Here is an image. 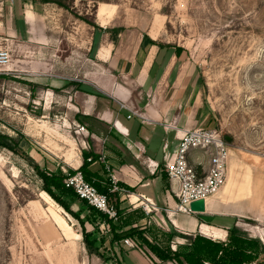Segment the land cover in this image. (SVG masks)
Wrapping results in <instances>:
<instances>
[{"label": "rangeland", "instance_id": "1", "mask_svg": "<svg viewBox=\"0 0 264 264\" xmlns=\"http://www.w3.org/2000/svg\"><path fill=\"white\" fill-rule=\"evenodd\" d=\"M63 1L68 9L44 0H0V48L11 53L0 75V132L15 139L20 153L46 174L76 170L81 155L89 154L84 139L90 134L74 122V91L102 93L75 80L90 65L106 75L113 69L110 61L139 55L148 36L158 44L142 58L151 61L149 83L140 80L142 72L133 81L112 73L139 103L152 91V104L167 111L166 128L216 129L230 148L226 185L238 183L230 202L263 206L264 0ZM45 63L56 68L44 74ZM60 65L68 74L83 70L64 87L51 86L48 79L58 76ZM55 192L86 219L87 207L76 196ZM240 220L241 248L251 251V258H241L248 264L260 252L256 241L261 240L250 232L254 220ZM98 231L111 239L100 225ZM197 236L172 251L187 252ZM100 245L101 258L88 253L80 221L43 190L32 164L0 146V264L122 263L116 245ZM135 248L157 257L148 245ZM134 253L124 264H140Z\"/></svg>", "mask_w": 264, "mask_h": 264}, {"label": "crops", "instance_id": "2", "mask_svg": "<svg viewBox=\"0 0 264 264\" xmlns=\"http://www.w3.org/2000/svg\"><path fill=\"white\" fill-rule=\"evenodd\" d=\"M28 19L32 20L30 12H28ZM141 46L139 55L136 52V55L128 60H121L118 57L110 61L109 64L113 69H109L106 75H99L96 65L94 67L90 65L84 77L75 80L74 78H77L83 69L74 68L73 74H68L66 66L60 65L58 76H50L51 78L48 79L51 86L58 84L59 87H64L73 79L83 84H91L102 93L98 95L96 92H83L84 90L81 89L74 91L76 100L75 109H73L76 112L74 122L84 127L85 132L90 134L89 138L84 139L88 141L89 154L98 156L94 161L93 156L88 158L90 162L88 169L94 175L93 179L99 183H104L105 179L112 181L113 177L116 179L119 189L113 191L112 184L111 193H116L117 196L108 197L115 209L119 207L122 211L118 219L111 218L119 228L117 231L125 233L138 227L145 230L150 241L157 243L161 241L163 234L171 235L170 246L173 250H177L181 245L190 244L198 234L211 240L225 241L228 230L234 226L240 227V219L248 216L256 222V226L250 229L251 234L259 237L264 244V205L254 206L253 204V207L248 208L242 203L232 204L230 199L236 196L238 183L227 184L223 192L220 191L221 193L208 198L204 213L176 211L177 200L163 169L165 164L163 156L166 152L173 156L181 133L176 134V131L166 128V125L162 123V117L167 111L157 109L152 104V91L149 95L147 94L144 102L139 103L137 99H134L129 88L120 81V76L112 73L117 71L123 76L121 79L127 78L133 81L138 79L139 72H142L140 80L149 83L151 61L148 65L149 62L145 64L142 58L148 47L152 50L156 45L148 44L143 48ZM94 64L97 63L94 62ZM42 68H44V74H49L56 66L45 63ZM131 110H137L140 115L128 118ZM167 141L169 147L165 150ZM158 142L162 143L161 146ZM103 155L105 161L100 160ZM83 161L84 158L81 155L76 169L81 167ZM242 191L245 195L248 191L247 184L242 187ZM107 225H109L108 230L104 229ZM100 227L106 232L111 229L110 224L105 221L100 224ZM125 239H131L134 242L137 240L136 236ZM125 239L114 243L119 248L117 254L121 256L122 264L132 252H136L134 256L138 257L140 264H175L173 261H160L157 257L152 259L141 250L125 244ZM107 243L110 244L109 238Z\"/></svg>", "mask_w": 264, "mask_h": 264}, {"label": "built area", "instance_id": "3", "mask_svg": "<svg viewBox=\"0 0 264 264\" xmlns=\"http://www.w3.org/2000/svg\"><path fill=\"white\" fill-rule=\"evenodd\" d=\"M11 53L0 48V75L9 65ZM137 110H131L128 118L139 116ZM84 129V127H80ZM171 129L181 133L173 156L165 153V172L170 182L172 193L175 195L176 211L194 213L190 208L193 201L205 200L217 195L227 183L230 148L221 134L214 128L200 127L193 129ZM169 142L165 143V150ZM100 160L105 161L103 155ZM65 186L75 191L80 200H85L97 210L106 213L110 218L118 219V213L111 204L108 195L100 193L98 189L86 180L81 170L76 169L73 174L67 173ZM112 190H118L115 177L112 179ZM109 229V225L105 226ZM125 244L136 247L131 239H125Z\"/></svg>", "mask_w": 264, "mask_h": 264}, {"label": "trees", "instance_id": "4", "mask_svg": "<svg viewBox=\"0 0 264 264\" xmlns=\"http://www.w3.org/2000/svg\"><path fill=\"white\" fill-rule=\"evenodd\" d=\"M45 2H55L56 4L63 6L65 8H69L63 0H44ZM148 43L158 45L156 41L150 39L146 36L143 40L142 47L147 45ZM0 146L11 150L14 153L21 154V156L28 161L30 164L37 169L38 174L43 182V190L46 191L58 204H60L66 211H68L72 216H74L77 220L80 221L81 228H82V236L83 241L85 243L86 249L88 253L92 255H97L100 258L102 257L101 252L99 251V244L100 246H104L107 242V238L101 237L100 231H98L99 225L102 222H107L110 224V232H111V239L110 244H114L116 241L121 239H125L127 237H134L136 236L137 240L134 242L137 246L148 245L151 251L159 258L161 261H173L176 264H245V260L241 257H248L247 252L244 248H241L242 244V229L238 226H234L228 230L227 239L225 241H215L209 238H204L203 236H197L194 243L192 244V248L189 249L187 252H180L175 251L173 252L170 246V241L172 239L171 235L163 234L161 241L159 243L155 241H150L146 234L145 230L141 228H132L129 231L119 235V228L113 222V219L109 217L108 214L103 213L93 206L89 205L85 200H80L75 193V191L71 188H67L64 183V179L67 175H56V174H46L45 172L41 171L34 161V159L29 156L25 151L20 153V148L17 146L15 139L11 136L3 134L0 132ZM92 157V160L96 159L98 156L96 154L90 153L84 155V161L81 167L78 170H81L84 174L87 181L91 182L100 193L106 194L108 196H117L116 193H111V185L112 181L110 179H105L104 183H99L93 179V174L89 171L88 166L90 162L88 158ZM75 170L70 171L73 174ZM58 190L59 193H69L70 195L76 196V198L83 203L87 207V215L86 219H81L80 216L75 213V211L70 207V205L62 199V197L55 192ZM118 215H121L122 211L119 207H116ZM87 224V225H86ZM92 226L95 231H89L87 226ZM97 235V236H96ZM99 235V236H98ZM237 245H235V243ZM258 245H260V252L257 253L252 261H249L248 264L254 263L256 260L258 262L256 264H264V244L260 241H256ZM99 243V244H98ZM262 244V245H261ZM254 254V253H253ZM249 258H251L249 256ZM118 264H122L118 261Z\"/></svg>", "mask_w": 264, "mask_h": 264}, {"label": "water", "instance_id": "5", "mask_svg": "<svg viewBox=\"0 0 264 264\" xmlns=\"http://www.w3.org/2000/svg\"><path fill=\"white\" fill-rule=\"evenodd\" d=\"M190 208L194 213H204L206 212V202L203 199L193 201L190 204Z\"/></svg>", "mask_w": 264, "mask_h": 264}, {"label": "bare ground", "instance_id": "6", "mask_svg": "<svg viewBox=\"0 0 264 264\" xmlns=\"http://www.w3.org/2000/svg\"><path fill=\"white\" fill-rule=\"evenodd\" d=\"M44 195H46L45 193H44ZM46 196H48V195H46ZM49 197V196H48Z\"/></svg>", "mask_w": 264, "mask_h": 264}]
</instances>
